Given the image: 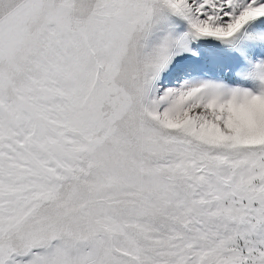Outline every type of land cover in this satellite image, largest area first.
<instances>
[{
    "label": "snow or ice",
    "instance_id": "1",
    "mask_svg": "<svg viewBox=\"0 0 264 264\" xmlns=\"http://www.w3.org/2000/svg\"><path fill=\"white\" fill-rule=\"evenodd\" d=\"M0 264H264V0H0Z\"/></svg>",
    "mask_w": 264,
    "mask_h": 264
}]
</instances>
